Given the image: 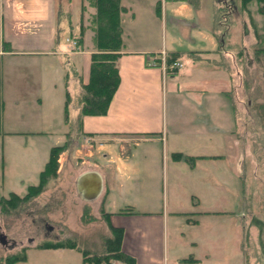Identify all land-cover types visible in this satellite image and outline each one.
<instances>
[{
  "label": "rangeland",
  "instance_id": "rangeland-1",
  "mask_svg": "<svg viewBox=\"0 0 264 264\" xmlns=\"http://www.w3.org/2000/svg\"><path fill=\"white\" fill-rule=\"evenodd\" d=\"M233 1V4L236 3V8L228 9L221 5L218 17H221L223 21L222 26L215 21L213 5L215 0L196 1L199 10L201 8V19H197L192 13L195 12L193 0H165L163 2L159 0L158 5L156 4L159 11L156 7H152V10L154 9L155 14L159 15L162 9L159 5L167 4L165 28L163 17L161 19L158 17L156 20L159 26L157 33L154 31L155 25L150 24L152 27L150 32L156 36V43L161 45L165 38L169 51L173 45L182 47L179 49L187 48L189 27L187 23L189 21L205 29H214V27L224 29L225 25L229 26L225 32L224 47L230 53L232 48L234 51L236 49L238 55V60L235 61L237 67L230 64L233 68V73L229 74L231 78L230 95L236 102L237 111L240 113L241 131L238 130V134L241 133L244 140L247 137L248 143L251 144L246 154L242 152L244 141L241 136L237 140L235 137L230 139L231 153L229 159L225 155V161H222L221 169H219L221 175L218 177L220 185L219 188L217 183L214 185V198L211 197L213 193L211 191V196H206L209 200H203L204 190H202L198 193L201 197L200 202L194 207L199 211L214 209L220 212H233V217L203 218L199 227L189 228L187 232L186 227L182 230L183 217H174L172 220L171 213H185L192 210L191 199L185 193L189 186L185 185V182L193 181L197 184L196 181L201 177L205 178L207 172L212 177V165L208 167L207 163H197L196 168L190 171L183 160L176 162L178 163L174 165L176 173L181 178L176 181L171 168L173 160L170 151L168 148L161 149L153 145L152 157L147 163L148 170H143L144 163L140 165V160L134 158L130 166L135 169V172L130 174V170L123 168L124 162L121 159L128 157L130 150L134 148V143L124 144L120 151L116 142H93L90 136L83 133L77 134L75 130L77 123L75 122L79 116L77 115L79 106L76 104V98L80 93V88L78 87V91V88L74 87L72 77L66 84L64 77L65 72L71 70V56L16 57L11 64L13 67L9 66L8 71L5 68L7 57L2 56L0 57V75L3 71H7V82L10 78L15 80L14 76H22L27 71L34 74L39 73L43 95L40 97L42 104H38L41 113L39 111L31 114L19 112L12 115L0 113L2 115L0 116V198H7L13 191L24 194L29 185L38 183V172L42 170L47 160L49 149L65 142H67V148L59 155L58 171L46 181L44 189L39 194L16 207L9 206L5 209L0 207V232L4 233L8 239L5 245L0 243V264L13 255L26 256V261L17 264H81L80 256L76 251L67 250L64 253H57L50 249H39L41 246L50 247L58 242L65 243L70 240L91 253L97 254L101 251L109 233H107L105 220L101 214H98L99 212L97 214L94 212L95 216L92 215L90 208L81 206L80 201L74 196L75 172L85 168L89 159L92 163L110 162L109 165L115 172L117 168L119 175H114V184H117L115 186L121 190V193L115 205L117 208L128 209V212L124 213H131L121 216L125 224L132 222L136 225L143 216L153 219L159 215L162 217L161 228L156 234L163 246V257L160 264H177L173 261V257H187V245H184V239L180 233L204 241L207 247V251L204 252L212 253L213 261L209 260L208 264H238L240 260L243 264H264V119L258 117H264V60H254L253 54L256 41L253 30L261 28L262 21L256 11L257 6L254 1L245 6H241L240 0ZM81 2V6H84L82 9H85V13L82 11L81 14L83 15L81 22L87 26L93 9L90 8L88 0H81ZM180 2L185 3L187 9H180ZM139 3L140 14L145 17L147 15L148 18L149 14L145 12L147 9L144 7L147 0H140ZM79 6V0H70V3L66 0H55L54 9L57 14L59 12V15L54 18V36L57 46L61 43L72 47L65 39L77 32ZM245 11L250 12L254 23L250 21L249 13ZM66 13H68L67 17L64 16ZM190 18L193 19L190 20ZM243 24L247 26L246 29L243 28ZM24 26V30L31 33L38 28L30 23ZM134 26V34L137 31L148 29L145 24ZM123 27L125 33L130 29L127 24H123ZM261 29L258 32L263 35L264 40V33L262 34ZM249 31L252 34L250 41L244 34ZM128 35L132 38L130 33ZM92 39L93 31L88 28L84 36V48L89 46V43H93ZM9 45L11 49L36 47L26 46L20 42H11ZM214 45L217 46L215 43ZM207 49H213V47ZM244 49L247 50L248 58L244 57ZM182 61L185 67L179 69L178 74L188 71L192 65L188 58L183 57ZM2 78L5 79V76ZM2 78L0 77V90H2ZM76 83L80 86L79 80ZM16 107L22 106L14 103L12 108ZM0 111H2V105H0ZM39 114L42 116L41 121H37L40 118ZM233 143H236L235 147ZM138 150L137 148L134 152L137 154ZM220 151L226 154L229 150L225 147ZM103 155H107L108 158L104 160ZM139 155L142 157L143 151H140ZM214 166L216 173L217 164L215 163ZM121 168L123 171H120ZM154 173L157 174L155 180L152 177ZM228 174L231 175V179L228 178L230 177ZM234 179L236 190L229 194L233 188ZM208 180L209 177L204 182L208 184ZM154 181L156 184L154 191L150 190L148 192L151 194H144L147 188H151ZM173 182L177 184L173 186ZM205 191V193L208 192V186L205 187ZM232 223L236 228L235 233ZM46 224L53 229H47ZM233 237H236L235 244L232 241ZM196 253L201 255L198 251ZM203 264L207 263L203 262Z\"/></svg>",
  "mask_w": 264,
  "mask_h": 264
},
{
  "label": "crops",
  "instance_id": "crops-1",
  "mask_svg": "<svg viewBox=\"0 0 264 264\" xmlns=\"http://www.w3.org/2000/svg\"><path fill=\"white\" fill-rule=\"evenodd\" d=\"M66 1L70 3V0ZM158 1L147 0V4L144 6L147 9L145 12L149 14L147 18V15L145 17L139 12L141 10L139 7L140 0H120V4L125 11L121 13V38L123 47L116 62V68L120 77L119 86L106 115L83 116V118H78L77 116L76 120L80 123L78 122L75 125V130L77 134L83 133L90 136L93 142H116L120 151L124 147V144L128 142L134 143V148L130 150L128 157L121 159L124 162L123 168L130 170V174L135 172V169L130 166L131 162L135 159L140 160V165L144 163L142 166L143 170H148L147 163L151 160V149L153 145L161 149L168 148L170 151L171 159L173 160L171 168L176 176V181L181 179L176 173L174 166L178 164L176 162L183 160L190 171L196 168L197 163H207V166L212 165V177L207 172L205 178L201 177L196 181L197 184L193 181L189 183L188 181L185 182V185L188 184L189 186L185 193L191 199L192 210L185 213H171L172 220L174 217H183L182 230L186 227L187 232L189 228L199 227L203 218L226 219L227 217H233V212H220L209 209V207H207L209 210L199 211L194 206L199 204L201 197L198 193L202 190H204L202 192L203 200H209L206 196H211V191L213 192L211 197L212 199L214 198V185L217 183L218 188L220 185V179L218 177L221 175L219 169H221L222 161H225V155L229 159L231 153L230 139L235 137V140H237L241 136V133L240 135L238 134V130L241 131L239 127L241 118L236 108V102L230 95L231 78L229 74L233 73V68L230 66V64H233L230 60L231 53L227 51L221 52L219 50L218 41L212 34V29H205L193 21L187 23L189 27L187 30L188 41L186 49H179L182 47L173 45L171 46V51L167 50L165 38L162 44L158 45L156 43V36H153L150 32L152 29L151 25H155L154 31L157 33L159 26L156 20L158 17L160 19L163 17L165 28L167 5L164 3L161 6L162 9L159 15L157 13L155 14L152 7L157 8ZM196 1L193 0L195 12L192 13H194L193 15L197 19H201V8L199 10ZM54 3L55 0H0V57H7L5 68L8 71L9 66L10 68L13 67L11 64H13L12 61L16 57L71 56V70L65 72L64 77L66 84H68V81L72 77L74 87L80 88L76 82L79 80L80 85L81 83L87 82L90 55L94 51L93 43H89V46L84 48V36L88 28H90L88 26L89 24L85 26L81 22L83 17L81 14L82 11L85 13V9H82L84 6H81L82 2L79 0L77 32L71 36L79 37L78 34L81 28L84 31L81 35L82 43L80 48L73 50L72 47L67 45L65 46L60 43L57 46L56 44L54 18L59 15V12L58 14L55 12ZM171 5L168 6L170 7ZM179 5L180 9H187L185 3L180 2ZM90 8L93 9L90 13L91 16L95 10L91 6ZM64 16L67 17L68 13L64 14ZM27 23L38 28L32 33L25 31L24 24ZM123 24H127L130 27L127 33H125ZM137 24H145L148 26V29L137 31L134 34V25ZM245 24H243L244 29L247 28ZM39 27L41 28L39 29ZM129 33L132 35V38L128 35ZM244 34L250 41L252 37L250 31ZM11 42H20L26 46L31 45L36 47L32 49H11L10 45L8 46ZM211 47L213 49H207ZM161 51H164L167 55L180 53V58L177 61H180L183 67H185L182 58H188L192 64L190 69L180 74L177 72L176 74L167 75L162 72V69L159 67V62H156V66H150L148 58L153 57V55ZM231 51L234 52V48ZM246 51L244 49V57L248 58L249 56L246 54ZM189 52H195L197 54L192 58L188 55ZM199 62L201 63L199 64ZM38 65L40 66V62ZM7 71H3L0 75L1 78L5 76V79H1L2 90H0V105H2V111L0 113L3 115H5L4 113L6 115H12L19 112L31 114L34 111L41 113L38 106V104H42V98L40 97L43 95L41 94L42 83L40 74L27 71L22 76H14L15 80L10 78L11 81L9 79V82H7ZM14 103L16 105L20 104L22 107L12 108ZM77 115H79V108ZM39 116L40 118L37 121H41L42 119L40 114ZM247 139V137H245V140L243 138L244 142H242V149L244 150L242 152L246 154L251 144L250 142L248 143L249 140ZM235 146L236 143H233V147ZM225 147L229 151L226 154L221 153L220 150L225 149ZM137 148L139 150L136 154L134 151ZM140 151H143L142 157L139 155ZM173 154H182V156L195 158V160L190 166L184 159L174 158ZM107 158V155H103L104 160ZM239 160H242V156ZM234 161L236 162L235 159ZM215 163L218 168L216 173L214 172ZM109 164L110 162L104 164L92 163L89 159V163L85 164V168H81L75 172L76 176L73 180L74 196L80 201L81 206L90 208L92 215L97 214V212L102 215L105 220L104 223H106L108 228L107 233L109 232L108 226L122 231L121 249L134 259L135 264H160L161 258L163 257V246L160 238L156 234L157 230L161 228L160 225L163 222L162 217L159 215L153 219L149 216H143L141 221L136 225H133L132 222L125 224L121 216L131 213H124L128 212V209L117 208L115 205L121 190H118L116 183V186L114 184V175H119V173L117 168L115 172ZM123 168L120 171H123ZM178 173L180 174V172ZM152 177L155 180L157 174L154 173ZM208 177L207 184L204 181ZM228 178L231 179V175ZM173 180H175L174 177ZM176 184L177 182L172 183L173 186ZM206 184L208 186V194L205 193ZM151 185V188H147L144 194H151L148 192L150 190L152 192L154 191L155 181ZM232 186L233 188L229 191V194L231 191L235 192L236 190L235 179L232 181ZM94 189L98 190V194L96 197L90 199L94 194ZM12 193L18 196L24 195L18 194L15 191ZM195 200H197L196 203ZM250 216L252 219V215ZM232 226L235 233L236 228L233 223ZM180 234L182 239H184V245H187L188 253L186 258L173 257L175 263H210L209 260H212V253H205L207 247L204 241H200L195 237L186 236L184 233ZM109 236L110 232L108 233ZM232 241L235 244L236 237H233ZM67 250L69 249L59 248L54 251L64 253ZM194 250L196 252L198 251L201 255H197L198 253L194 252ZM184 259H192V261L181 262ZM80 263L84 264L82 263L81 257ZM238 264H243V262L240 260Z\"/></svg>",
  "mask_w": 264,
  "mask_h": 264
},
{
  "label": "trees",
  "instance_id": "trees-1",
  "mask_svg": "<svg viewBox=\"0 0 264 264\" xmlns=\"http://www.w3.org/2000/svg\"><path fill=\"white\" fill-rule=\"evenodd\" d=\"M233 1V0H232ZM230 0H215L214 3V15L215 21H218V25L222 26L223 21L219 16L221 5L223 8H236V3H232ZM255 2L257 6V13L259 14L262 24L261 28L253 30L255 45L253 47L254 60H264V40L263 35L259 34L261 29L264 33V0H240L241 6L248 5L251 2ZM89 6L94 8V14L90 16L89 27L93 31V46L94 51L90 55V66L87 82L81 83L80 93L77 95L76 104L79 106V116H104L106 115L110 103L112 102L116 90L120 83V77L116 68V62L122 51L123 41L121 38V13L125 9L121 6L120 0H88ZM217 2V3H216ZM234 2V1H233ZM219 4V6H218ZM160 7V6H159ZM159 11V8L157 6ZM251 22L252 17L250 12L245 11ZM257 25V24H256ZM255 26V24H253ZM229 26L225 25L224 29L214 27L212 34L218 41L219 50L221 52L226 51L224 47L225 32ZM216 28V29H215ZM83 28L80 29L79 37H76L78 42V49L81 45V35L83 34ZM229 52V51H227ZM230 53V52H229ZM197 53L189 52L190 57H195ZM180 58V53H172L167 55L166 63L169 65L172 62ZM234 67H237L235 61L238 60L236 50L231 51V58ZM175 74L176 71L169 72ZM68 97V94H67ZM259 118L264 119V117ZM79 120V119H78ZM79 121L76 120L75 123ZM80 123V122H79ZM66 143L60 146H53L48 151V157L44 163L43 169L39 172V183L36 186H29L27 193L23 197H18L14 194H10L7 199L0 198V207L7 208L9 206L16 207L25 203L35 195L39 194L45 186L46 181L54 175L59 167L58 158L61 152L66 150ZM176 159H184L191 166L195 158L182 156V154H173ZM109 227L110 236L105 238L104 247L97 254L91 253L88 250L82 249L73 240L65 243H56L54 246L44 247L39 249H59L66 248L76 251L80 254L82 263L84 264H135L134 259L124 253L121 249L122 231L117 228ZM26 261V256L13 255L5 259L3 264H17ZM189 259L181 260V262H191Z\"/></svg>",
  "mask_w": 264,
  "mask_h": 264
},
{
  "label": "water",
  "instance_id": "water-1",
  "mask_svg": "<svg viewBox=\"0 0 264 264\" xmlns=\"http://www.w3.org/2000/svg\"><path fill=\"white\" fill-rule=\"evenodd\" d=\"M97 194H98V190H95V189H94V194H93V196L90 197V199L96 197ZM4 237H5L4 235H3V236L1 235V238H0V243H1L2 245L5 244V238H4Z\"/></svg>",
  "mask_w": 264,
  "mask_h": 264
},
{
  "label": "built area",
  "instance_id": "built-area-1",
  "mask_svg": "<svg viewBox=\"0 0 264 264\" xmlns=\"http://www.w3.org/2000/svg\"><path fill=\"white\" fill-rule=\"evenodd\" d=\"M73 44H75V42H73ZM181 65L179 63H176V62H173L171 65H170V68H178L180 67Z\"/></svg>",
  "mask_w": 264,
  "mask_h": 264
},
{
  "label": "flooded vegetation",
  "instance_id": "flooded-vegetation-1",
  "mask_svg": "<svg viewBox=\"0 0 264 264\" xmlns=\"http://www.w3.org/2000/svg\"><path fill=\"white\" fill-rule=\"evenodd\" d=\"M22 204H23V203H22ZM46 226H47V229H49V230H50V229H53V227H51V226H49V225H47V224H46ZM0 233H1V232H0ZM2 234H4V233H1V235H2ZM1 235H0V238H1ZM4 235H5V234H4ZM7 242H8V239H7V236L5 235V243H7Z\"/></svg>",
  "mask_w": 264,
  "mask_h": 264
}]
</instances>
